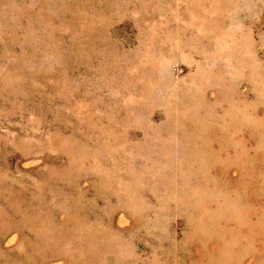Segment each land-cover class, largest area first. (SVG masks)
Masks as SVG:
<instances>
[{"label": "rangeland", "instance_id": "374dc122", "mask_svg": "<svg viewBox=\"0 0 264 264\" xmlns=\"http://www.w3.org/2000/svg\"><path fill=\"white\" fill-rule=\"evenodd\" d=\"M0 264H264V0H0Z\"/></svg>", "mask_w": 264, "mask_h": 264}]
</instances>
